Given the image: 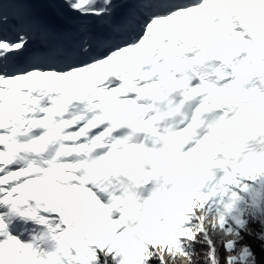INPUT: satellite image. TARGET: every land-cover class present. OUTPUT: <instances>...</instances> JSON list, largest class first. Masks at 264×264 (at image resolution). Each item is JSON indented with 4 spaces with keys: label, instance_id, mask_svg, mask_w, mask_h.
<instances>
[{
    "label": "snow or ice",
    "instance_id": "6c2138e0",
    "mask_svg": "<svg viewBox=\"0 0 264 264\" xmlns=\"http://www.w3.org/2000/svg\"><path fill=\"white\" fill-rule=\"evenodd\" d=\"M246 236L264 0H0V264H259Z\"/></svg>",
    "mask_w": 264,
    "mask_h": 264
},
{
    "label": "trees",
    "instance_id": "16d2710c",
    "mask_svg": "<svg viewBox=\"0 0 264 264\" xmlns=\"http://www.w3.org/2000/svg\"><path fill=\"white\" fill-rule=\"evenodd\" d=\"M246 242L252 245L253 251L256 254L257 261L259 264H264V249L261 248L260 241L254 239L253 237L246 236L245 237ZM198 250L202 248L201 245L196 246ZM223 251V250H221Z\"/></svg>",
    "mask_w": 264,
    "mask_h": 264
},
{
    "label": "clouds",
    "instance_id": "9594fccd",
    "mask_svg": "<svg viewBox=\"0 0 264 264\" xmlns=\"http://www.w3.org/2000/svg\"><path fill=\"white\" fill-rule=\"evenodd\" d=\"M182 264H187V261H183Z\"/></svg>",
    "mask_w": 264,
    "mask_h": 264
}]
</instances>
